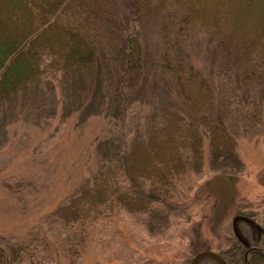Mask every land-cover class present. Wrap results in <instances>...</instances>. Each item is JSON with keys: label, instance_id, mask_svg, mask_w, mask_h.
Returning a JSON list of instances; mask_svg holds the SVG:
<instances>
[{"label": "rangeland", "instance_id": "obj_1", "mask_svg": "<svg viewBox=\"0 0 264 264\" xmlns=\"http://www.w3.org/2000/svg\"><path fill=\"white\" fill-rule=\"evenodd\" d=\"M202 4L208 6V0ZM22 6H17V15ZM166 20L155 18L135 25L155 66L123 121L112 119V113H90L79 119L74 94L60 90L48 74L42 86L43 101L1 131L0 264H189L202 250L218 253L238 242L231 229L235 216L262 224L264 86L256 84L250 93L241 88L222 89L231 98L228 109L237 116L232 119L235 153L227 146L214 151L206 133L195 137L189 131L179 151L189 171L175 181L174 197L157 205L141 203L139 210L131 204L133 208L125 213L80 223L84 180L101 165L98 159L94 161L95 145L103 143L104 151L123 138L127 150L119 153L133 173L141 156L155 153L149 141L164 139L163 130L176 116L184 117V121L178 118V125L190 130L186 120H192L180 106L171 73L156 66L169 49L166 42L171 41ZM180 48L194 66H209L203 39L184 37ZM221 72L218 68L214 74ZM245 108L258 119L261 115L258 124L243 116ZM131 185L130 181V190ZM139 185L147 195L150 183L141 179ZM217 209L220 213L214 216ZM212 227L215 232H210ZM238 231L250 249L264 254L262 238L256 239L249 224L240 220Z\"/></svg>", "mask_w": 264, "mask_h": 264}, {"label": "trees", "instance_id": "obj_2", "mask_svg": "<svg viewBox=\"0 0 264 264\" xmlns=\"http://www.w3.org/2000/svg\"><path fill=\"white\" fill-rule=\"evenodd\" d=\"M202 2L0 0V134L43 101L48 74L60 90L74 94L79 119L90 113H112V119L123 121L155 66L135 25L155 18L169 22L171 41L165 44L169 49L156 66L171 73L180 106L192 120H186L190 130L182 129L178 118H185L176 116L163 130L164 139L149 141L155 153L141 156L133 173L119 153L127 150L123 138L117 146L107 142L104 151L103 143L95 145L94 161L101 165L83 183L84 200L78 209L82 225L125 213L133 208L131 204L139 210L146 202L157 205L174 197L175 181L189 171L184 153L179 152L189 131L195 137L206 133L214 151L227 146L235 153L232 119L237 116L228 109L232 102L225 92L241 88L250 93L255 84L264 86V0H208L210 10ZM184 37L205 41L209 66H194L182 56ZM218 68L222 72L215 75ZM243 116L257 124L261 119L250 108L244 109ZM141 179L150 183L147 195L139 185ZM130 181L135 186L131 185L132 192ZM260 225L251 227L264 244V221ZM218 254L227 264H264L261 251L239 242ZM197 264L219 263L205 257Z\"/></svg>", "mask_w": 264, "mask_h": 264}, {"label": "water", "instance_id": "obj_3", "mask_svg": "<svg viewBox=\"0 0 264 264\" xmlns=\"http://www.w3.org/2000/svg\"><path fill=\"white\" fill-rule=\"evenodd\" d=\"M240 220H244V221H250L249 219L243 217V216H236L233 218L232 223H231V227H232V231L234 236L237 238V240L245 247H247V242L239 235L238 231H237V225L236 223ZM205 257H209L214 259L215 261H217L219 264H227L225 262V260L219 256L218 254L209 251V250H205L202 252H199L197 254L194 255V257L191 259L189 264H196L200 259L205 258Z\"/></svg>", "mask_w": 264, "mask_h": 264}]
</instances>
